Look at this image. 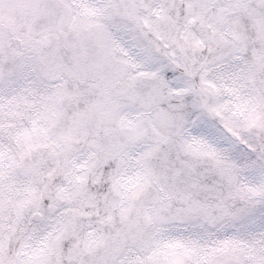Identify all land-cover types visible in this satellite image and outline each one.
<instances>
[{
  "label": "snow or ice",
  "instance_id": "6c2138e0",
  "mask_svg": "<svg viewBox=\"0 0 264 264\" xmlns=\"http://www.w3.org/2000/svg\"><path fill=\"white\" fill-rule=\"evenodd\" d=\"M0 264H264V0H0Z\"/></svg>",
  "mask_w": 264,
  "mask_h": 264
}]
</instances>
